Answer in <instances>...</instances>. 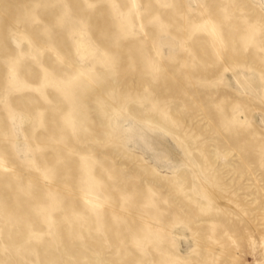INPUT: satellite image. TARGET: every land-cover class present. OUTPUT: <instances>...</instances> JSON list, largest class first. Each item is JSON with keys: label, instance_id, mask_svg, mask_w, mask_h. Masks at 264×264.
Returning <instances> with one entry per match:
<instances>
[{"label": "rangeland", "instance_id": "1", "mask_svg": "<svg viewBox=\"0 0 264 264\" xmlns=\"http://www.w3.org/2000/svg\"><path fill=\"white\" fill-rule=\"evenodd\" d=\"M0 264H264V0H0Z\"/></svg>", "mask_w": 264, "mask_h": 264}]
</instances>
